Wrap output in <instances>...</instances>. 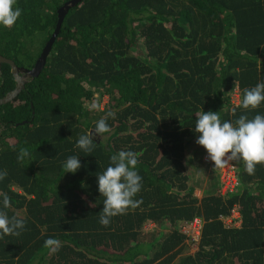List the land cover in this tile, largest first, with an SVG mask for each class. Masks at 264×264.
Masks as SVG:
<instances>
[{"label": "trees", "instance_id": "16d2710c", "mask_svg": "<svg viewBox=\"0 0 264 264\" xmlns=\"http://www.w3.org/2000/svg\"><path fill=\"white\" fill-rule=\"evenodd\" d=\"M69 1L17 0L22 15L0 29V55L31 69ZM29 38L36 50L27 48ZM10 71L1 65L0 99L15 88ZM258 82L264 0H81L65 15L39 76L0 106V170L7 172L0 196L10 198L9 217L25 222L19 237L0 239V264H264V166L249 175L233 161L234 191L199 200L184 165L201 111L233 123L264 115V103L240 106L243 90ZM100 119L110 132L83 152L78 138L95 134ZM20 148L29 151L23 162ZM119 151L137 154L142 202L105 227L97 175ZM71 156L82 165L75 175L63 167ZM233 212L239 224L226 225ZM194 219L201 230L189 255L181 227ZM50 238L59 250L45 246Z\"/></svg>", "mask_w": 264, "mask_h": 264}, {"label": "clouds", "instance_id": "9594fccd", "mask_svg": "<svg viewBox=\"0 0 264 264\" xmlns=\"http://www.w3.org/2000/svg\"><path fill=\"white\" fill-rule=\"evenodd\" d=\"M21 15L22 10L18 7L17 0H0V29L13 28ZM262 103L264 82H258L254 87L243 90L240 105L242 109L255 110ZM108 116L114 118L115 113L109 112ZM193 130L196 134V143L206 151L213 168L223 169L229 167L233 161H242L244 170L252 175L257 165L264 166V115L257 114L251 119L241 115L233 123L222 122L219 112L201 111ZM108 132L110 128L106 120L100 119L96 122L95 134L81 135L76 146L83 152L91 153L95 147V138ZM28 156V149L20 148L17 160L23 162ZM137 164L135 152L119 151L111 155L109 166L102 174L97 175V190L100 196L104 197L99 220L102 226L107 227L113 217L125 214L129 208H136L142 202L135 199L142 189V177L136 170ZM63 167L65 174L75 175L82 165L78 156H71ZM6 176L7 172L0 170V181ZM9 207L11 201L8 195L0 196V239L6 236L19 237L25 229L23 220L9 217L6 211ZM45 246L57 251L60 242L50 238L45 241Z\"/></svg>", "mask_w": 264, "mask_h": 264}, {"label": "rangeland", "instance_id": "374dc122", "mask_svg": "<svg viewBox=\"0 0 264 264\" xmlns=\"http://www.w3.org/2000/svg\"><path fill=\"white\" fill-rule=\"evenodd\" d=\"M35 41L31 42L29 38L27 48L30 50H36ZM29 52V51H28ZM34 54L37 51H33ZM19 54H17L18 56ZM19 60V58H16ZM27 62V61H26ZM25 62V63H26ZM239 95L238 89L235 88L230 97V103L234 106L238 104ZM108 104V97L103 96L100 102L99 108L102 110L105 105ZM192 144L187 145L184 153V165L186 176L188 177L187 185L194 189V196L197 199H202L207 195L220 194L225 195L227 192H233L236 185L234 182L236 180V172L232 171L231 167H225L223 169L213 168V164H210V159L207 156L206 151L196 143V137L192 139ZM206 163H205V162ZM238 214L232 213L229 219H226L224 223L226 225L234 224L237 226L239 224ZM234 222L232 223V221ZM200 222H194L181 227L182 233H184L189 239L188 245L190 250L189 255H193L197 251L196 243L199 242V228ZM154 226L152 224L145 225L146 230L152 229Z\"/></svg>", "mask_w": 264, "mask_h": 264}, {"label": "water", "instance_id": "95a60500", "mask_svg": "<svg viewBox=\"0 0 264 264\" xmlns=\"http://www.w3.org/2000/svg\"><path fill=\"white\" fill-rule=\"evenodd\" d=\"M81 0H71L67 3H65L57 12L58 14V20H57V25L51 34V37L47 41L45 47L42 49L39 57L35 61L33 67L31 69H23L17 67L14 62L10 59H7L3 56L0 55V67L2 64H7L9 65L11 69V74L14 78L15 81V88L8 92L3 98L0 99V106L1 105H6L10 102H12L18 94L24 89L25 84L28 79H33L39 76L41 73L45 63H46V58L48 57L50 50L52 48V45L56 39V37L59 34V30L61 27V24L63 22V19L67 12L75 7Z\"/></svg>", "mask_w": 264, "mask_h": 264}, {"label": "built area", "instance_id": "2783aa9c", "mask_svg": "<svg viewBox=\"0 0 264 264\" xmlns=\"http://www.w3.org/2000/svg\"><path fill=\"white\" fill-rule=\"evenodd\" d=\"M231 169H232V171H235V167H234V165L231 167ZM235 185H237V181L234 182V186H235ZM193 221H194L195 223H196V222H200V220H198V219H194ZM199 224H200V225H199V226H200V228H199V233H200V230H201V222H200Z\"/></svg>", "mask_w": 264, "mask_h": 264}, {"label": "flooded vegetation", "instance_id": "af4514ba", "mask_svg": "<svg viewBox=\"0 0 264 264\" xmlns=\"http://www.w3.org/2000/svg\"><path fill=\"white\" fill-rule=\"evenodd\" d=\"M11 72V71H10Z\"/></svg>", "mask_w": 264, "mask_h": 264}]
</instances>
